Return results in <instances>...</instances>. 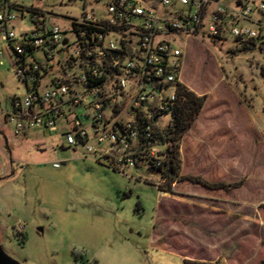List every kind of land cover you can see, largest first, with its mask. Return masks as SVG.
Instances as JSON below:
<instances>
[{
    "label": "rangeland",
    "instance_id": "1",
    "mask_svg": "<svg viewBox=\"0 0 264 264\" xmlns=\"http://www.w3.org/2000/svg\"><path fill=\"white\" fill-rule=\"evenodd\" d=\"M18 1L56 15L81 10ZM233 44L185 40L181 78L205 101L181 139L179 174L238 187L168 184L143 164L121 173L82 148L60 149L59 130L14 136L8 124L0 128L2 250L19 264H264V54ZM3 61L0 103L9 109L24 88Z\"/></svg>",
    "mask_w": 264,
    "mask_h": 264
},
{
    "label": "built area",
    "instance_id": "2",
    "mask_svg": "<svg viewBox=\"0 0 264 264\" xmlns=\"http://www.w3.org/2000/svg\"><path fill=\"white\" fill-rule=\"evenodd\" d=\"M58 1L81 10L56 15L0 0V66L7 56L24 88L9 109L0 103V123L15 136L59 130L65 147L109 158L121 173L165 168L167 143L157 131L169 126L185 85V40L231 38L235 48L264 54V0Z\"/></svg>",
    "mask_w": 264,
    "mask_h": 264
},
{
    "label": "trees",
    "instance_id": "3",
    "mask_svg": "<svg viewBox=\"0 0 264 264\" xmlns=\"http://www.w3.org/2000/svg\"><path fill=\"white\" fill-rule=\"evenodd\" d=\"M261 72L264 75V67L261 68ZM205 101V96H197L184 85L177 86V100L175 104V110L172 114L171 122L169 126L160 133L157 131L160 141L167 143L166 146V160L165 168H156L152 164H149L146 168L153 169L160 172L162 178L167 181L168 184L176 180H187L192 183H198L208 189H223L227 190L230 187L235 188L240 185V182L225 183L223 181L209 182L199 175H180L179 170L181 161L179 157L180 142L185 134L197 119L202 106ZM140 165V164H139ZM137 165V167L139 166ZM195 261L188 260L186 264H195Z\"/></svg>",
    "mask_w": 264,
    "mask_h": 264
},
{
    "label": "crops",
    "instance_id": "4",
    "mask_svg": "<svg viewBox=\"0 0 264 264\" xmlns=\"http://www.w3.org/2000/svg\"><path fill=\"white\" fill-rule=\"evenodd\" d=\"M0 85H1V83H0ZM201 112V111H200ZM199 115H200V113H199ZM198 115V116H199ZM5 126L6 125H4V124H2V123H0V128H2L3 130H4V132H5ZM35 129H40L42 132H45L46 130H44V129H41V128H34L33 130H35ZM30 130H32V129H30ZM30 130H26L24 133H22L21 135H25V134H27ZM13 134V133H12ZM0 135H2V137L5 139V133L4 134H0ZM185 135V134H184ZM15 136V135H14ZM59 137H60V139H59V143H58V145L60 146V149H62V150H70L73 154H76L77 153V151L78 150H76V149H74V148H70V147H65L64 146V142H63V138H62V136L59 134L58 135ZM183 138V137H182ZM85 155V154H84ZM74 156V155H73ZM77 155H75V157H76ZM97 157V156H96ZM96 159H98V161H100L101 159H103V160H105V164L109 167V168H111V161H110V159L109 158H96ZM54 163H58V164H60L59 162H57V161H54ZM59 167V166H58ZM57 168V167H56ZM112 169V168H111ZM11 172H13L12 171V169H11Z\"/></svg>",
    "mask_w": 264,
    "mask_h": 264
},
{
    "label": "water",
    "instance_id": "5",
    "mask_svg": "<svg viewBox=\"0 0 264 264\" xmlns=\"http://www.w3.org/2000/svg\"><path fill=\"white\" fill-rule=\"evenodd\" d=\"M38 231H41L39 228ZM0 264H19L17 261L10 258L1 248L0 246Z\"/></svg>",
    "mask_w": 264,
    "mask_h": 264
}]
</instances>
